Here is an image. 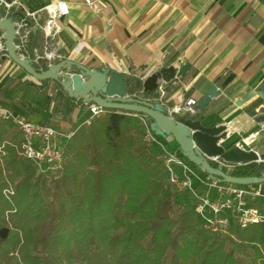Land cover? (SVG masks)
Segmentation results:
<instances>
[{
	"label": "trees",
	"instance_id": "trees-1",
	"mask_svg": "<svg viewBox=\"0 0 264 264\" xmlns=\"http://www.w3.org/2000/svg\"><path fill=\"white\" fill-rule=\"evenodd\" d=\"M42 43L38 30L26 49ZM20 142L15 122L0 120V231L21 234L14 251L0 235V264H264V224L212 234L193 208L180 207L138 116L108 110L80 126L59 176L40 173ZM222 170L258 177L264 165Z\"/></svg>",
	"mask_w": 264,
	"mask_h": 264
},
{
	"label": "crops",
	"instance_id": "crops-1",
	"mask_svg": "<svg viewBox=\"0 0 264 264\" xmlns=\"http://www.w3.org/2000/svg\"><path fill=\"white\" fill-rule=\"evenodd\" d=\"M16 1L40 22L53 2L69 8L52 39L59 53L53 64L69 59L92 70L110 68L145 78L160 64L190 63L181 82L166 85V106L182 104L188 97L198 100L211 85L221 88L233 74L220 96L192 117H205L209 126L227 125L226 148L243 145L264 153V144L244 142L264 129V122H256L264 101L258 95L246 99L264 85V0H94V7L84 0ZM35 29L33 24L31 34ZM0 106L62 132L76 131L90 115V105L69 98L57 82L36 80L2 56ZM253 110L256 115H251ZM157 139L165 147L174 142L171 137ZM151 149L159 152L157 145ZM172 151L180 152L178 146ZM198 173L206 177L205 172Z\"/></svg>",
	"mask_w": 264,
	"mask_h": 264
},
{
	"label": "water",
	"instance_id": "water-1",
	"mask_svg": "<svg viewBox=\"0 0 264 264\" xmlns=\"http://www.w3.org/2000/svg\"><path fill=\"white\" fill-rule=\"evenodd\" d=\"M15 0H0V37L4 39L0 56L9 57L36 80H54L67 93L69 98L87 104H97L103 108L144 114L151 121L152 130L163 138L171 137L178 145L180 152L194 166L203 170L210 178L239 186L264 184V172L258 177H236L228 174L210 162V159L219 158L234 165L261 164L264 165V153L251 148L245 149L243 145L226 148L228 140V127L225 124L209 126L204 123L205 117L199 119L191 116L171 117L166 107L160 103L138 99L132 95L154 94L159 83H174L182 81L191 67L190 63L179 64L173 62L169 66L158 65L150 75H125L110 68L92 70L87 66L69 59L51 64L42 59L44 38L41 47L19 51L16 48L17 23L25 21L24 11L17 9ZM10 5V6H8ZM23 30H28L25 25ZM40 30L36 28L32 33ZM40 45V44H39ZM33 46H36L33 43ZM58 53V51H57ZM59 54V53H58ZM34 63L41 66L37 68ZM130 76H134L132 81ZM234 79L229 75L221 84V88L213 84L198 99L197 108L203 109L214 99L220 96L222 89ZM258 95L264 101V85L257 91L247 95V100ZM256 110L251 115H256ZM257 123L264 122V108L256 119ZM252 144L260 147L264 144V129L255 134ZM2 238L6 231L0 232Z\"/></svg>",
	"mask_w": 264,
	"mask_h": 264
},
{
	"label": "built area",
	"instance_id": "built-area-1",
	"mask_svg": "<svg viewBox=\"0 0 264 264\" xmlns=\"http://www.w3.org/2000/svg\"><path fill=\"white\" fill-rule=\"evenodd\" d=\"M90 7L96 6L94 0H84ZM13 5L20 9L15 0ZM10 6V5H8ZM48 16L43 22L35 19V15L26 14V19L33 20L36 28H39L44 38L42 59L53 64L58 59L57 48L52 39L59 32L58 20L68 14L69 8L64 2H53L45 8ZM16 48L23 51L27 47V41L31 30H23L24 20L17 23ZM4 39L0 37V50ZM79 49V47L77 48ZM181 82V81H178ZM132 95L138 99L157 102L166 107L167 113L175 118V114L181 116H194L198 112L197 102L194 97H188L182 104L172 107L166 106L167 90L164 82L154 94L146 96ZM109 109L97 104L89 106L90 115L84 125H90L93 120L106 113ZM122 113L123 111H117ZM126 115L138 116L144 127V140L148 146L157 145L159 152L157 158L161 160L168 174V183L179 194L191 193L195 203L192 205L196 217L201 226L212 234L230 235L231 228L246 229L253 225L264 224V184L239 186L222 182L206 175L200 177L194 165L188 161L181 152L167 149L157 139L156 133L151 128V121L144 114L123 112ZM0 120H13L21 135L19 152L21 156L29 159L40 173L59 176L63 170L66 159L67 142L74 136L75 131L62 132L49 124L36 123L29 118L16 115L7 108L0 106ZM253 136L244 139L247 145L252 143ZM251 148H248L249 150ZM221 168L231 170L240 165L227 163L219 158H213ZM219 167V168H220Z\"/></svg>",
	"mask_w": 264,
	"mask_h": 264
},
{
	"label": "rangeland",
	"instance_id": "rangeland-1",
	"mask_svg": "<svg viewBox=\"0 0 264 264\" xmlns=\"http://www.w3.org/2000/svg\"><path fill=\"white\" fill-rule=\"evenodd\" d=\"M10 111H12V110H10ZM177 146L178 145L175 142H168V144L166 145V147L171 151L177 149ZM199 172H204V171L199 169ZM5 194L7 195L8 198L11 199V197L14 195V193L12 192V188H10V190H8V191L6 190ZM192 199H193V196L191 193H186V194L180 195L179 196L180 207L182 209H187L190 207L192 208V205H191ZM2 230L6 231V235L4 237L5 241H4L3 246L6 247L7 249L11 250V251H14V248L21 243L20 232L16 229L11 228V227H6V228L1 229V231Z\"/></svg>",
	"mask_w": 264,
	"mask_h": 264
},
{
	"label": "flooded vegetation",
	"instance_id": "flooded-vegetation-1",
	"mask_svg": "<svg viewBox=\"0 0 264 264\" xmlns=\"http://www.w3.org/2000/svg\"><path fill=\"white\" fill-rule=\"evenodd\" d=\"M39 68V67H38Z\"/></svg>",
	"mask_w": 264,
	"mask_h": 264
}]
</instances>
